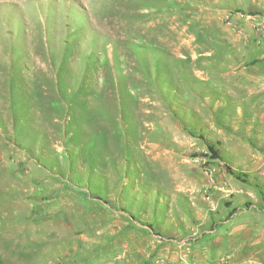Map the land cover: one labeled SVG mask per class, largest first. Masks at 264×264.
<instances>
[{"label":"rangeland","instance_id":"rangeland-1","mask_svg":"<svg viewBox=\"0 0 264 264\" xmlns=\"http://www.w3.org/2000/svg\"><path fill=\"white\" fill-rule=\"evenodd\" d=\"M263 40L264 0H0V264H264Z\"/></svg>","mask_w":264,"mask_h":264},{"label":"crops","instance_id":"crops-1","mask_svg":"<svg viewBox=\"0 0 264 264\" xmlns=\"http://www.w3.org/2000/svg\"><path fill=\"white\" fill-rule=\"evenodd\" d=\"M264 41V40H263ZM257 59L259 60H264V53L262 54H259L258 57H256ZM264 64V63H263ZM263 64H261L260 62V65L258 64V68H255L254 72L251 74V82H252V88H251V93H253L252 95H254L252 98L253 99H256L258 98V103L259 105H264L263 103V100L261 101L260 97H261V93L264 92V68L262 67ZM246 76H248L247 74H245ZM248 81V79H247ZM245 86H247V84H245ZM255 92H258L257 94H255ZM260 93V94H259ZM243 227V226H242ZM237 230H241V228H236ZM165 246L162 245V243H160V240L156 239V240H153V243L151 244L150 248L153 250V251H156L158 253H160V251H163V250H168L169 247L166 246V249H164ZM179 253H180V250H179ZM160 255V254H159ZM178 255V256H177ZM159 257L158 255L154 258H157ZM174 260H178V264L181 260V254H176V255H173L171 256ZM202 259V258H200ZM185 262L188 263V259L186 257H184V260ZM182 261V262H183ZM122 263V260H115L113 262V264H121Z\"/></svg>","mask_w":264,"mask_h":264},{"label":"trees","instance_id":"trees-1","mask_svg":"<svg viewBox=\"0 0 264 264\" xmlns=\"http://www.w3.org/2000/svg\"><path fill=\"white\" fill-rule=\"evenodd\" d=\"M211 148H212V146H211ZM218 154V153H217Z\"/></svg>","mask_w":264,"mask_h":264},{"label":"bare ground","instance_id":"bare-ground-1","mask_svg":"<svg viewBox=\"0 0 264 264\" xmlns=\"http://www.w3.org/2000/svg\"><path fill=\"white\" fill-rule=\"evenodd\" d=\"M205 188H207V187H205Z\"/></svg>","mask_w":264,"mask_h":264}]
</instances>
